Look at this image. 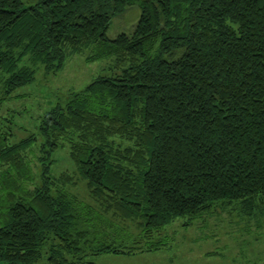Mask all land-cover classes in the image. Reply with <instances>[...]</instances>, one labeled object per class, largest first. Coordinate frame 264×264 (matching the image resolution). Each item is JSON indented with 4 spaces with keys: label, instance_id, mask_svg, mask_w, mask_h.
<instances>
[{
    "label": "trees",
    "instance_id": "1",
    "mask_svg": "<svg viewBox=\"0 0 264 264\" xmlns=\"http://www.w3.org/2000/svg\"><path fill=\"white\" fill-rule=\"evenodd\" d=\"M132 6L133 33L109 40L111 19ZM92 44L90 60L117 65L43 116L32 192L21 152L36 138L9 142L0 119V264L131 256L117 222L148 241L176 219L264 198V0H0V101L34 82L32 65L56 73L66 47ZM115 137L133 147L114 148ZM60 143L96 209L51 190Z\"/></svg>",
    "mask_w": 264,
    "mask_h": 264
},
{
    "label": "rangeland",
    "instance_id": "2",
    "mask_svg": "<svg viewBox=\"0 0 264 264\" xmlns=\"http://www.w3.org/2000/svg\"><path fill=\"white\" fill-rule=\"evenodd\" d=\"M22 1L25 7L33 2ZM139 15L137 6L127 7L122 14L111 19L106 37L113 40L120 34L130 36ZM93 46L78 49L66 47L62 69L52 74H45L40 64L32 65L26 56L22 64L32 65L34 82L0 101V119L8 120L3 131L10 135L9 142H17L31 134L36 138L30 148L21 152L32 176L30 182H21L23 190L32 192L41 185L39 159L42 139L38 128L43 116L54 105L63 103L68 95L80 92L99 75H110L117 65L114 57L90 60ZM2 94L0 91V97ZM109 141L114 148L121 150L133 147L132 141L119 137ZM3 167L0 172L7 168L6 165ZM48 177L53 192L63 187L95 209L99 206L91 199L86 183L79 177L70 158L68 144L60 143L50 156ZM117 226L128 233L129 236L121 234L120 237L126 240L127 246H135V251L131 256L102 255L91 258L94 264H264V198L257 199L252 209L241 203L217 204L196 218L172 221L148 240L165 242L159 251L148 250V241L140 236L135 224L117 222ZM39 264H43V261Z\"/></svg>",
    "mask_w": 264,
    "mask_h": 264
}]
</instances>
